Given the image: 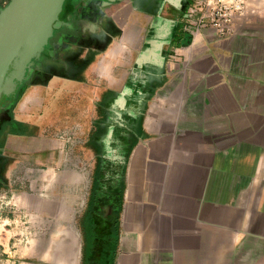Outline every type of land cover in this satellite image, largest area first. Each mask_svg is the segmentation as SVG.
<instances>
[{
	"label": "crops",
	"instance_id": "0c3cea01",
	"mask_svg": "<svg viewBox=\"0 0 264 264\" xmlns=\"http://www.w3.org/2000/svg\"><path fill=\"white\" fill-rule=\"evenodd\" d=\"M194 1L163 22L86 0L74 50L0 112L4 264H234L233 179L264 177V20L192 35Z\"/></svg>",
	"mask_w": 264,
	"mask_h": 264
},
{
	"label": "water",
	"instance_id": "95a60500",
	"mask_svg": "<svg viewBox=\"0 0 264 264\" xmlns=\"http://www.w3.org/2000/svg\"><path fill=\"white\" fill-rule=\"evenodd\" d=\"M67 0H10L0 10V112L41 68Z\"/></svg>",
	"mask_w": 264,
	"mask_h": 264
},
{
	"label": "rangeland",
	"instance_id": "374dc122",
	"mask_svg": "<svg viewBox=\"0 0 264 264\" xmlns=\"http://www.w3.org/2000/svg\"><path fill=\"white\" fill-rule=\"evenodd\" d=\"M7 4L0 7V10ZM233 182L235 190L241 183L248 185L245 191L233 194L226 213L228 221L230 217H233L235 237L242 241L235 244L233 262L234 264H264V177L253 174L248 178L237 177L233 179ZM3 218H0V229L5 228ZM2 260L6 263L4 259Z\"/></svg>",
	"mask_w": 264,
	"mask_h": 264
},
{
	"label": "built area",
	"instance_id": "2783aa9c",
	"mask_svg": "<svg viewBox=\"0 0 264 264\" xmlns=\"http://www.w3.org/2000/svg\"><path fill=\"white\" fill-rule=\"evenodd\" d=\"M246 17L264 20V0H195L186 29L192 35L213 29L220 38H228L235 32L236 21ZM3 207L5 203L1 202L0 210Z\"/></svg>",
	"mask_w": 264,
	"mask_h": 264
},
{
	"label": "flooded vegetation",
	"instance_id": "af4514ba",
	"mask_svg": "<svg viewBox=\"0 0 264 264\" xmlns=\"http://www.w3.org/2000/svg\"><path fill=\"white\" fill-rule=\"evenodd\" d=\"M153 1H156L154 3L155 5H158L157 13L160 14V17L163 19V22H165L166 19H172L179 12L180 8L176 4H165L164 7L160 9L164 0H135V4H142L147 9L146 12H148L151 11V8L154 7ZM189 1L190 0H182L181 9L185 8L186 4ZM86 7V0H67L65 2L63 12L60 15V20L56 24V28L54 30V36L50 39L49 47H47V50L44 52L43 56H47L49 53L48 51H50L51 49L53 52V55L51 57L53 59H57V61H62L64 59L65 53L74 50V48L77 46V36H74L67 26H72L77 22L79 25L80 21L78 20V16L88 15L89 13ZM182 16L185 20L188 19V15L186 16L185 14H183ZM179 20L181 21V19ZM177 28L180 30L179 23L177 25ZM90 32L91 31L86 30L83 34L79 33V36L80 38H87ZM44 60L45 58H43V61Z\"/></svg>",
	"mask_w": 264,
	"mask_h": 264
},
{
	"label": "bare ground",
	"instance_id": "6f19581e",
	"mask_svg": "<svg viewBox=\"0 0 264 264\" xmlns=\"http://www.w3.org/2000/svg\"><path fill=\"white\" fill-rule=\"evenodd\" d=\"M71 233V232H70ZM76 238V237H75ZM56 247V246H55ZM61 247V246H60ZM67 251V250H66ZM69 253V252H68ZM56 260V259H55ZM69 262V261H68ZM56 263V262H55ZM58 263V262H57Z\"/></svg>",
	"mask_w": 264,
	"mask_h": 264
}]
</instances>
